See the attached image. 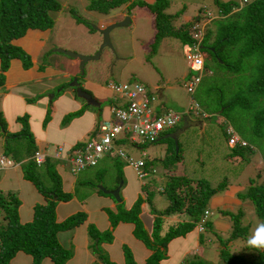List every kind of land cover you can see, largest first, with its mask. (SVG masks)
Listing matches in <instances>:
<instances>
[{"label":"trees","instance_id":"16d2710c","mask_svg":"<svg viewBox=\"0 0 264 264\" xmlns=\"http://www.w3.org/2000/svg\"><path fill=\"white\" fill-rule=\"evenodd\" d=\"M213 1L216 13L214 17L210 14L211 20L204 28L201 49L205 59L208 57L215 68H219L220 82L226 90L234 88L226 100L218 96L215 112L232 109V113H235H225L223 117L225 115L224 118L231 123L233 128L236 126L239 137L244 139L247 145L230 147L235 151L234 153L241 154L244 148L253 149L252 144L248 142H260L256 147L260 148L264 163V148H262L264 146V0ZM135 5H146L153 15L155 31L153 43L156 44L166 37H177L182 44L193 40L190 32L193 19L190 17L187 21L182 20L181 24L177 23L181 13L179 11L166 12L169 5L167 0H154L152 3L144 0H90L86 8L107 15L111 10L120 6L126 7L130 12ZM59 9L60 4L57 0H0L2 69L7 67L11 58H20L25 67L29 66V56L20 47L14 45L12 40L23 36L28 29L52 28L54 21L51 12ZM206 13L204 10L205 16ZM194 19L199 20L197 16ZM77 20L85 23L82 19L77 18ZM85 24L90 31H95L90 24ZM0 82H2V74ZM217 89L219 90L218 87ZM221 90L219 91L222 94ZM81 112L82 110H78L69 117ZM0 126L4 128L1 120ZM250 133L252 136L249 135ZM13 135L15 137L24 135L33 141L26 125L19 134ZM247 135L251 141L247 140ZM167 139L171 138L167 137ZM35 151L34 147L31 154ZM174 157L179 158V149ZM44 163V166H37L31 157L22 163L24 177L36 186L45 200L44 203H36L33 206L30 221L21 223L19 220V198L11 191L3 194L0 190V264H8L18 251L29 254L32 257L31 264H41L45 257H49L53 264H66L70 257L71 250L59 243L57 233L82 224L86 220V213L76 212L60 222L57 221L55 211L57 202L68 200L71 195L62 190L61 178L48 157ZM148 167L150 166L145 163V169ZM42 168H45L44 173L49 176L53 184L55 183L51 188H45L39 182V170ZM259 177H261V171L257 172L256 178H250L248 183L238 188L236 197L251 203L259 224L264 225V179L259 181ZM228 183L224 179L212 185L205 179L195 182L183 174L173 175L165 181L162 190L168 199V205L161 211L154 208L151 210L156 214L151 233L145 230L139 214L143 200L151 205L153 190H147L144 199L139 198L129 210L120 209L117 213L108 212L111 225L114 226L119 221L133 223L135 237L151 251L146 264H159L172 239L192 231L204 210H209L210 215H213L208 208L209 202L213 196L223 193ZM175 213L184 214L188 219L172 222L163 230L164 216ZM222 214L232 221V230L226 241H223L217 232L212 233L215 235L213 239L210 237V240H218L220 244L216 251L213 250V254L216 253L224 264H264V250L251 248L252 253L245 255L244 253H233L229 249L230 241L239 238L248 239V226H242V209L238 208L235 212L224 210ZM210 215L204 223L205 230L213 228L212 220L209 219ZM87 235L88 239L93 242L91 245L93 251L97 254L95 264H114L100 249L102 242L110 240V230L100 232L93 224H88ZM199 239L201 241L204 239L202 233ZM94 240H97V247L93 246ZM191 257L194 259L191 264H213L206 258L202 259L196 255ZM125 264H136L128 249H125Z\"/></svg>","mask_w":264,"mask_h":264},{"label":"rangeland","instance_id":"374dc122","mask_svg":"<svg viewBox=\"0 0 264 264\" xmlns=\"http://www.w3.org/2000/svg\"><path fill=\"white\" fill-rule=\"evenodd\" d=\"M57 1L60 4V9L51 12L54 23L52 28L49 29L48 38H46V46L43 52L42 60H46L47 57L56 54L54 52L56 47H69L70 44L73 47L84 48L90 45H96L97 50L101 44L102 35L97 31H90L85 23L90 24L92 27V25L99 24L101 20L104 21L116 18L122 20V13H128L126 9H123L124 6L114 8L107 15L90 11L86 8V5L90 0ZM167 1L169 5L166 12L176 13L179 11L181 13L180 8L184 7V13L192 19L199 14V12L197 13L199 6H202L201 9L204 10L206 8H208L206 10L211 9L209 12L212 13V16L216 13V8L212 0ZM211 4L214 6V9ZM131 9L132 11L130 13L133 15L131 22L127 26L114 28L110 32L111 47H104L100 52L99 58L87 61L83 67L84 74H86L89 79H95L96 82L95 84H90V86H93V90H96V95L100 103L99 109L101 113L98 121L109 119V106L112 104L114 99L119 101V95L111 92V90L106 87V84H109L110 82L122 81L130 83L138 82L142 84L149 91L155 93L157 99L165 107L171 108L180 113L187 109L189 98L193 97L200 104V106L208 114H210V117L207 119H199L196 118L197 116L195 115H188V124L182 130L181 128H183V123L178 122L177 125L171 128L168 132L177 133L179 130L177 133V141H175V139L166 138L149 143L146 142L147 140L141 142V138L137 137V143L132 144L129 138L124 139L120 146L124 150L127 157L133 159H144L145 163L150 166L146 168L149 175L141 179L142 182L145 181V184H147V187L143 186L142 190L144 193H146L147 190H151L150 184L152 183L149 182V180H152L153 177L158 178V184L160 186L164 185L165 181H167L169 177L179 174H183L195 182L197 180L205 179L212 185H216L226 179V181L229 182L227 189L232 188V191L234 188H241L242 184L248 183L249 180H251L250 178H256L257 172L260 171L261 177H259V181H262V179H264V163L262 161L260 148L257 149L256 147L257 143L260 142H248L252 144L253 149L244 148L241 154L234 153L235 151H233L227 144V135L224 132L223 125L217 122V116H223L225 113L235 114L234 112L232 113V109H227L223 112H215L218 96H222L226 100L234 89L231 87L226 90L220 82L221 73L219 68L217 67L216 69L211 60H209L208 57L205 59L204 56L207 64L204 70V75L202 76V80L196 87L194 93L190 94L185 85L190 70L185 56L183 55V44L180 39L177 37H166L158 41L156 44L153 43L155 31L152 24L153 19H151L152 14L149 8L146 5H135ZM77 18L82 19L85 23L78 21ZM177 23L181 24L179 21H177ZM59 38L61 40L56 41ZM14 40L16 39H13V41ZM63 47L61 49L70 50L83 55H91L95 53L93 52L91 54H87L86 52L77 50V48L71 50ZM90 51H92V49ZM61 62L67 64L65 60ZM69 68H72V65H69ZM75 69H80L79 65ZM78 75L79 78H81L79 79L80 82V80L82 81L83 75L80 74V71L78 72ZM73 78L74 77H72L71 82H73ZM97 83L99 85L95 88ZM217 87L219 90L222 89V94ZM160 89H163L162 94L166 100L160 98ZM76 112L77 111L73 113ZM70 114L71 113L63 116L62 119L64 122L60 121V123L62 122L66 124L70 120ZM10 118H12V115H10ZM5 119L2 105L0 104V120L2 121L3 126H6L7 124ZM47 120L48 118L42 124L44 129H41L38 132L41 133L47 129ZM195 121L202 122L199 125H190L191 122ZM236 129L235 132L238 133ZM3 130L4 129H1L0 131L1 135H3ZM249 135L252 136L251 133ZM87 137L88 136H86V138ZM246 138L251 141L248 135ZM36 145L37 142L34 140L31 141L26 136L21 135L13 138L12 140H8L6 145L3 147L0 138V155L11 158L14 161H18L22 157H28ZM54 148V144H49L46 151L53 153ZM262 148H264V146H262ZM178 149L179 158H175L174 156L176 155V151H178ZM105 156L106 157L103 160H107L106 162H108V164L100 163L101 165L99 164L96 167L87 168L80 174L87 172L95 174L96 172H99L100 175H102L101 182L108 186H111V183L112 185L116 184V181H118L117 178L120 176L121 179L117 184L119 187L123 182H127V175H132L133 177L136 176L131 167H125L127 166V163L122 157L108 154ZM165 157H167V159H165ZM100 166L104 168L100 170ZM20 172L17 173L20 174ZM39 172V182L42 186L45 188H51L52 185H55V183H52L49 176L43 172V169H40ZM0 177L1 179L4 178V172L1 168ZM92 177L94 179L93 183H95V179L98 180V178L95 175H92ZM138 179L139 178L137 177L136 180L139 185ZM102 183L97 186L99 187L100 185L104 188ZM9 188L10 187L7 186V188L1 190V192L3 194H7L11 191L18 198H20L16 189L10 190ZM151 193L155 195L156 192ZM160 195L162 196L161 203H164V195ZM216 196H219V194ZM235 202H238L239 206L225 202L220 207H224L226 204H228V206L215 209L213 211V216L215 214H220L224 217L225 215L222 214V211L230 210L235 212L238 208H241L243 212L241 220L242 226H248L247 234L249 238L253 231L260 226V224L255 217L253 209L251 208V203L240 199H237ZM23 211L29 210L28 208H23L22 212ZM213 216L212 219L216 217ZM222 217H220L221 222L219 225L215 228L212 224L213 228L208 230L206 229V233H209L210 237L213 239L215 234L212 233L217 232L222 240L226 241L232 230V221L229 220L227 216H225L226 219ZM184 218L185 220L188 219L187 216ZM189 239L191 240L190 242H194L193 235H191ZM247 240L239 238L235 241H230L229 249L233 253H244L245 255H250L252 250L247 246ZM208 243L214 244L215 251L216 248L220 246L218 240L215 239L214 241L212 240ZM200 245L201 246H199V248L207 247V245L204 247L202 242ZM193 252L196 251H192L191 254ZM195 255L199 257V254ZM201 257L206 258L207 261L213 264H224L222 260L219 259V256H216V253L213 255L210 252H201L200 258ZM193 261V257L189 254L185 261H182V264H191Z\"/></svg>","mask_w":264,"mask_h":264},{"label":"crops","instance_id":"0c3cea01","mask_svg":"<svg viewBox=\"0 0 264 264\" xmlns=\"http://www.w3.org/2000/svg\"><path fill=\"white\" fill-rule=\"evenodd\" d=\"M144 1L152 3L154 0ZM212 2L214 4L213 0ZM211 6L214 9L215 5L213 6L211 4ZM201 8L202 6L198 7L197 13L202 11ZM123 9H126V7ZM180 9L181 17L178 21L181 23L182 20L187 21L190 17L184 13V7H181ZM130 12L128 14L132 19L133 15H131ZM125 15L126 13H122L121 17L123 18ZM212 17H214V15ZM151 19H153V15ZM116 20L121 19L101 20L97 25H107ZM48 34L49 29H28L23 36L16 38L14 41L12 40L13 44L19 46L29 56L30 64L28 67L23 65L20 58H11L7 67L2 69V62L0 60V75L2 74V82H0V104L2 105L3 114L6 118L5 122L7 123L4 128L0 127V131L1 129H5V131L3 130V135L0 134L3 147L8 140L15 138L13 134H19L22 131L23 126L26 125L33 140L37 142L35 150H40L48 154L50 152H47L46 150L49 144H54V146L62 145L65 148H69L88 140L92 137L93 130L98 122L101 113L99 109L100 106L88 104L83 98L78 97L76 89L69 85L72 77H77L78 81L81 79L78 75L80 69H75L79 65L78 59L54 51L56 54L47 57L46 60H42ZM58 40L61 39L59 38L56 41ZM63 48L71 50L77 48V50L86 52L87 54L96 51V45H90L84 48L73 47L70 44L69 47ZM91 49L92 51H90ZM64 60L67 64L61 62ZM69 65H72V68H69ZM91 79L92 78L89 79L85 74L82 81L80 80V84L92 95L93 98H95L98 105H100L96 90H93L94 87L90 86V84L96 83L95 79ZM98 85L99 84L97 83L95 88ZM106 87L108 88V84H106ZM162 92L163 89H160L159 96L160 98H163V100H166ZM78 110H82V112L71 117L66 124L62 122L60 123V121H63V116L69 113L72 114ZM10 115H12V118H10ZM47 118V129L41 133L38 132L39 130L44 129L42 124ZM201 122L202 121L191 122L190 125H199ZM217 122L220 124L221 119H217ZM187 124L188 123H186L185 126ZM184 128L185 127L181 128V130ZM177 133H175L176 137ZM86 136L88 137L86 138ZM160 139H163V136L160 137ZM30 157H32V154L28 157H22L18 162L12 160L15 163L12 167L1 168L4 172V178L1 179L0 177V190L6 189L7 186L10 187V190H17L21 201V204L18 207V214L21 223L31 220L33 206L36 203L45 202L36 186L23 175L22 163L26 162ZM105 157L106 156L101 157L96 166L100 163L108 164V162H106L107 160H103ZM49 160L56 173L62 179V189L71 195L68 200L57 202L55 209L57 221L60 222L76 212L82 211L86 213V220L82 224L57 233L59 243L71 250L70 257L66 261V264L96 263L97 254L93 251L91 246L93 242L88 239L87 235L88 224H93L100 232L110 230V240L102 242L100 244V249L107 255L111 262L114 264H125V249H128L136 264H146V260L151 254V251L141 240L135 237L133 223L119 221L113 226L111 225L108 215V212L117 213L119 209L129 210L139 198L144 199L145 193L142 189L143 186L147 187L145 181L142 182L141 179H138V185L136 176L133 177L132 175H127V182H121L122 185L120 186L121 201L117 202L112 195L103 192L100 185L99 187L97 186L102 183V175H100L99 172H96L95 174H90L91 172L80 174L83 170L87 169L85 168L75 174L72 173L67 163L64 161L50 157ZM44 164L45 163L41 166H44ZM125 167L130 166L127 165ZM103 168L104 167L101 166L99 167L100 170ZM42 169L43 172H45V168ZM17 172H20V174ZM92 175H95L98 178V180L95 179V183H93L94 179ZM117 179L118 181H116V184L112 185L111 183V186L102 183L104 189L113 190L116 188L121 177L118 176ZM149 182L152 183L150 184L151 190L156 193L152 197L151 205L143 200L139 216L145 230H147L148 233H151L153 220L156 215L151 210L154 208L157 211H161L169 202L162 191L164 185L159 186L158 178L153 177ZM231 189L232 188L226 189L223 191L224 193L219 194V196H213L209 202L208 208L213 212L215 209L228 206V204H226L224 207H220L225 202L239 206L238 202H235L237 200L236 192L238 191V188H234L233 191ZM160 194L164 195V203H161L162 196ZM247 205L249 206L248 203ZM23 208H28L29 211L22 212ZM216 215L217 214L214 216ZM185 216L186 215L181 213L164 216L163 230L172 222L185 220ZM212 216L213 215H210L209 219L212 220V224L216 228L221 222L220 217L222 216L218 214L213 219ZM222 218L226 219L225 216ZM201 233L204 237L202 241L199 239ZM191 235L194 236L193 243L190 242L191 240L189 239ZM210 241V235L209 233H206L205 229L203 232H199L194 228L184 236L176 237L168 243L165 256L161 259L159 264H182V261H185L189 254L191 256L199 254V257L201 252H210L213 254L215 246L214 244L208 243ZM201 242L204 244V247L205 245H207V247H200V249L199 246H201ZM93 246L97 247V240H94ZM192 251L196 252L191 254ZM201 258L205 259L204 257ZM31 262L32 257L29 254L23 251H18L8 264H31ZM41 264H53V262L49 257H45L42 259Z\"/></svg>","mask_w":264,"mask_h":264},{"label":"built area","instance_id":"2783aa9c","mask_svg":"<svg viewBox=\"0 0 264 264\" xmlns=\"http://www.w3.org/2000/svg\"><path fill=\"white\" fill-rule=\"evenodd\" d=\"M210 14L207 11L206 16L204 15L200 20L191 23L190 32L193 40L183 47V53L190 70L189 79L185 85L190 94L194 93L203 75V55L200 51V42ZM108 88L111 92L119 95V101L115 100L116 102L110 107V118L99 121L93 130L92 137L83 143L69 148L58 145L55 146L53 153L48 154L36 150L32 159L37 165L42 164L46 157H50L64 161L72 173H77L85 168L96 166L99 159L108 154L122 157L139 179L147 176L145 160L127 157L120 144L127 138L132 144L137 143V137L141 138V142L144 140L149 143L155 142L163 133L178 123L182 113L165 107L157 99L155 93L148 91L138 82H110ZM185 113L201 118L208 117V114L201 109L193 97L189 98ZM224 131L227 135L228 146H245L247 144L239 137L230 123L225 124ZM13 165L14 162L11 159L0 156V168H9ZM210 214L209 210H204L196 224L199 232L203 231L204 223Z\"/></svg>","mask_w":264,"mask_h":264},{"label":"water","instance_id":"95a60500","mask_svg":"<svg viewBox=\"0 0 264 264\" xmlns=\"http://www.w3.org/2000/svg\"><path fill=\"white\" fill-rule=\"evenodd\" d=\"M130 22H131L130 17L126 15L122 20H116L110 24L103 26V27H100L98 25H92V28L102 35L101 44H100L99 48L95 51L94 54L83 55V54H79V53H76V52H73L70 50H64L61 48H56L55 51L64 53V54H66L70 57H73V58H77L79 60L80 74L83 75L84 74L83 67L85 66V63L89 60H95V59L99 58L100 52L104 47H106V46L111 47L110 32L114 28L127 26ZM84 75H83V77H84ZM72 81L73 82H70L69 85L76 89V94L78 97L83 98L88 104H91L93 106H99L98 102L95 100V98H93L92 95L82 87L80 82L77 80V77H74ZM188 119H189L188 116H183V123H184L183 127H185V124L187 123ZM168 136L172 139H175V141H177V137H176L175 133H171ZM100 188L103 192L112 195L113 198L117 202L121 201V197L119 196V190H120L119 186H117L113 190H105L102 186H100Z\"/></svg>","mask_w":264,"mask_h":264},{"label":"clouds","instance_id":"9594fccd","mask_svg":"<svg viewBox=\"0 0 264 264\" xmlns=\"http://www.w3.org/2000/svg\"><path fill=\"white\" fill-rule=\"evenodd\" d=\"M127 10V9H126ZM128 11V10H127ZM206 12L207 11H209V10H205ZM128 13H129V11H128ZM126 14V15H128L129 16V14ZM205 14H204V10L203 11H199V14L197 15V17L199 18V20L204 16ZM211 15H212V13H211ZM125 17V16H124ZM123 17V18H124ZM130 17V16H129ZM211 20V18L210 19H208V21L206 22V24H205V26L204 27H206V25L209 23V21ZM130 21H131V18H130ZM194 21H197V19H193L192 21H191V23L192 22H194ZM98 26H100V27H103V26H105V24H100V25H98ZM203 38V37H202ZM202 41V40H201ZM191 43V42H190ZM185 44H188V43H185ZM185 44H183V47H184V45ZM56 49V48H55ZM200 51H201V53H202V49H201V42H200ZM183 55H184V53H183ZM202 55H203V53H202ZM204 70H205V65H204V55H203V75H204ZM189 75H190V73L188 74V77H187V80L189 79ZM202 75V76H203ZM202 76H201V80H202ZM201 80H200V82H201ZM199 82V83H200ZM114 102H116L115 101V99L113 100V102H112V104H114ZM112 104L109 106V112H110V107L112 106ZM200 105V104H199ZM201 107V106H200ZM201 109L205 112V113H207L202 107H201ZM208 114V113H207ZM188 115H192V114H188V113H185V111L184 112H182V116H181V119H182V123H183V116H188ZM189 117V116H188ZM210 117V114H208V117L207 118H209ZM196 118H199V119H207V118H201V117H196ZM181 119L178 121V122H180L181 121ZM217 119H221V122H220V124H222L223 125V127L225 128V124L228 122V123H230L228 120H226L223 116H217ZM99 122V121H98ZM97 122V123H98ZM200 122V121H199ZM231 124V123H230ZM177 125V124H176ZM175 125V126H176ZM174 126V127H175ZM232 126V125H231ZM233 127V126H232ZM171 130V129H170ZM170 130H168V131H166L165 133H163L160 137H162L163 136V139H165V138H167V137H169L168 135L169 134H171V133H174V132H171V133H168ZM235 130V129H234ZM225 132V131H224ZM237 133V132H236ZM238 134V133H237ZM160 137H159V139H160ZM170 138V137H169ZM158 139V140H159ZM247 145V144H246ZM33 155V154H32ZM6 157V156H5ZM32 158V157H31ZM47 158V157H46ZM46 158H45V160H46ZM49 158V157H48ZM10 159V158H9ZM12 160V159H11ZM44 160V161H45ZM44 163V162H43ZM42 163V164H43ZM15 164V163H14ZM42 164H40V165H37V166H41ZM148 175V174H147ZM247 246L248 247H250V248H255V249H257V250H264V225H260V226H258L254 231H253V233H252V235L248 238V240H247ZM15 256V255H14ZM13 256V257H14Z\"/></svg>","mask_w":264,"mask_h":264},{"label":"flooded vegetation","instance_id":"af4514ba","mask_svg":"<svg viewBox=\"0 0 264 264\" xmlns=\"http://www.w3.org/2000/svg\"><path fill=\"white\" fill-rule=\"evenodd\" d=\"M181 123H182V119H181V121H180ZM197 122H199V121H197Z\"/></svg>","mask_w":264,"mask_h":264}]
</instances>
